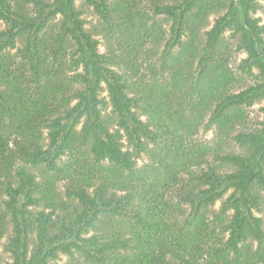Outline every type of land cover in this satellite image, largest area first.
Returning <instances> with one entry per match:
<instances>
[{
    "label": "trees",
    "instance_id": "trees-1",
    "mask_svg": "<svg viewBox=\"0 0 264 264\" xmlns=\"http://www.w3.org/2000/svg\"><path fill=\"white\" fill-rule=\"evenodd\" d=\"M77 1L0 0V240L7 236L11 264H58L61 254L66 264H264V120L240 126L245 108L264 103V22L256 17L264 0H152L172 22L169 38L141 34L138 0L125 1L119 20L113 0H83L108 24L131 29L125 57L99 52ZM226 33L247 54L240 69L257 71L244 89ZM150 38L166 41L163 69H174L176 48L190 57L174 58L184 96L151 91L143 105L122 66ZM187 82L191 93L181 88ZM103 84L114 113L106 120ZM202 128L239 149L200 143ZM143 155L150 161L138 167Z\"/></svg>",
    "mask_w": 264,
    "mask_h": 264
},
{
    "label": "rangeland",
    "instance_id": "rangeland-1",
    "mask_svg": "<svg viewBox=\"0 0 264 264\" xmlns=\"http://www.w3.org/2000/svg\"><path fill=\"white\" fill-rule=\"evenodd\" d=\"M113 1H114V4L120 5V9H119L120 14H119V11L117 14V19L119 20L124 15L122 9L127 3L125 1H128V0H113ZM138 1H139L138 2L139 6L137 8V11L140 13L142 21L140 20V18L136 17V23H137L138 30L141 31V34L143 35L146 32H151L152 34L157 36L154 33V31L162 30L163 32L166 33L167 38H169L170 27L172 26V22L169 20V18H167L165 15L155 14L152 0H141V1L138 0ZM77 5L78 7H82L85 11L87 30L92 32L101 43L99 46V52L101 54L117 53V54H120L121 57L123 56L125 57L126 53L123 55L125 51L121 52L122 51L121 49L123 48V50H126V48H128L127 47L128 45L127 37L131 29L125 30L123 28L122 29L119 28L115 24H112V25L108 24L102 16L98 15L92 8L88 7L85 1L83 0L77 1ZM220 15H221L220 13L208 15V18L206 19L207 20L206 28L203 29L199 33V36H198L199 37L198 41H200V43L204 40L206 32L213 27V25L215 24L216 20L218 19ZM256 17H261L262 21L264 22V11L263 10L259 11ZM144 21L147 26L141 27ZM123 23L124 25L126 24L125 20ZM3 28H5V25L4 23H1L0 29H3ZM224 39L231 53L230 58H229L230 67L233 70L238 80V84L236 85V87L239 89H244L245 87L254 84L255 82L254 78L257 74V71H254V74L251 75L248 72L241 70L239 67L242 61L247 58V54L236 51L235 41L231 37L230 33H226ZM183 40L186 43L189 42V34L186 35ZM151 41L152 39L150 38L147 44L143 45L142 48L138 49L137 56L135 53L131 54L130 56L131 61L126 62V64L127 65L129 64L130 66L129 65L127 67L122 66V69H124L128 77L132 79L134 92L132 93L131 97L142 99L143 105L147 103L144 99L149 98L148 93L151 91L158 92L161 89H166L168 90V92H171L174 94L175 99H176V96L177 97H181V95L184 96V91L183 93H180L179 90H177L176 87H174V77L173 76L175 72L174 71L175 66L180 65L179 63H175L174 58L178 55L181 56L185 64L187 61H189V57H190L189 53L182 54L181 49L176 48L174 50L173 56L171 57L172 63L169 64L170 66H173L174 69H171V70L163 69L162 56H163V52L166 47V43H165L166 41L161 42L157 46H155ZM198 41H197V44H198ZM197 65L198 64L196 62V65L194 66L193 70L190 72L192 76L191 77L192 83H195L198 78ZM131 67L132 68L134 67V69L131 70ZM190 85L191 83L187 82L186 85L181 88L191 93L192 90H191ZM102 86L104 90L102 91L100 97L105 103V109L103 110V117L106 120L109 117L113 118L114 113H113V109L110 103V97L108 95L106 85L103 84ZM150 102L151 100L149 98L148 103ZM263 106H264L263 102H257L252 107H248L244 109V116L242 120L243 125H240L242 129H243V126L247 128H257L260 126L261 122L264 120V114L262 112ZM185 108L189 111L188 106H185ZM144 111L145 110H137V113L139 115H142L144 114ZM187 114L191 116L189 112ZM142 118L145 120L147 117L142 116ZM42 135H43V139L45 140V144H47L49 142L48 131L45 129L42 130ZM221 138L224 141H221ZM221 138L217 136V133L215 132V130L206 133L203 128L196 135V140H198L200 143L211 145L214 148H216L218 144L220 143L221 147L224 148L225 150L227 149L238 150L239 149L237 143L231 137L229 138L221 137ZM124 142H125V148L130 149L131 147L128 145V143L126 141ZM149 161H150L149 155H143V157L138 161V167L145 166L147 163H149ZM21 166L22 165L20 163V165H17L16 167L11 169V174L13 178H16L17 168ZM41 169H43V167H41ZM41 169L40 168L39 170L37 169L36 175L41 176L42 174ZM38 180H40V178ZM17 183H18V180L16 178L15 185ZM65 187L66 186L64 183H58L56 185L57 192L61 195V197H63ZM2 199L4 200L7 198L2 197ZM220 207H221V203L219 202L217 203V205L214 207L213 210L218 211ZM43 210H44L43 207L31 209L32 214H38V212H42ZM46 213H48V211H46ZM57 214H60V212H58ZM255 214H257V212ZM229 215H231V213H229ZM257 215L264 217L263 214H257ZM92 234H94V232ZM32 241H33L32 242L33 244L37 242L36 234H33ZM6 243H7V236L4 237L2 240H0V264H11L12 263L11 255L8 252H6L5 247H4ZM33 248L34 246L32 245L31 251ZM76 260L77 261L80 260V262H83V259H80L79 255H76ZM70 261H71L70 257H68L67 255L61 254L60 259L58 260V264H66V263H69Z\"/></svg>",
    "mask_w": 264,
    "mask_h": 264
}]
</instances>
